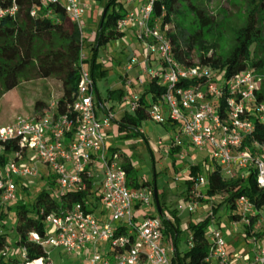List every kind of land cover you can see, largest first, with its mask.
Masks as SVG:
<instances>
[{
  "label": "built area",
  "instance_id": "obj_1",
  "mask_svg": "<svg viewBox=\"0 0 264 264\" xmlns=\"http://www.w3.org/2000/svg\"><path fill=\"white\" fill-rule=\"evenodd\" d=\"M38 2L42 6L60 4L67 19L78 29L82 40L79 81L66 112L57 113L56 102L37 116H16L9 124L0 126V144L14 141L20 147L0 167V204L16 201L18 180L37 177V165L43 164L53 174L59 194L86 193L85 206L74 203L46 217L44 239L31 235L45 253V264H52L44 251L46 246L67 253H86V264H171L173 249L164 246V224L158 215L149 214L154 206L153 191L148 187L129 188L119 153L108 151L106 146L112 116H97L95 84L83 64L86 55L82 20L87 5L81 0ZM155 2L126 0L125 15L116 23V30L121 33L134 29L136 39L144 45L139 74L124 85L128 112L137 108L139 100V93L131 87L141 89L146 82H154L163 92L148 109L150 121L176 124L189 146L209 152L211 161L226 179L245 178L254 170L258 187L264 189V144L253 140L249 148H243L255 131V123L264 126V101L258 102L256 98L264 77L246 70L225 79L221 72L198 61L189 66L179 63L166 36L169 26L161 28L159 18L153 15ZM15 12L14 6L1 9L0 17ZM136 59H130L126 72ZM186 81L196 83L178 85ZM174 141L180 144L178 136ZM207 186V178L200 176L190 197L208 199L199 189ZM214 198L208 199L210 205ZM184 203L191 213L198 205L195 200ZM234 215L238 220L232 225H240L244 234L246 229L251 234L264 235V207L257 209L242 196L236 202ZM164 216L171 220L167 212ZM207 240L206 264H264V237L248 238L245 242L249 248L242 252H230L223 232L214 226L209 228Z\"/></svg>",
  "mask_w": 264,
  "mask_h": 264
},
{
  "label": "trees",
  "instance_id": "obj_2",
  "mask_svg": "<svg viewBox=\"0 0 264 264\" xmlns=\"http://www.w3.org/2000/svg\"><path fill=\"white\" fill-rule=\"evenodd\" d=\"M205 1L207 0H156L153 6V15L159 18L161 28L170 26L181 8H186L197 22V30L189 35L190 38L186 41L183 34L172 33L169 29L166 31L176 60L184 66L192 65L198 61V64L207 65L213 70L221 72L225 79L246 70H254L258 75L264 77V0H244L246 3L245 23L236 33L234 44L224 57L215 55V53L209 54L201 46L204 31L214 25V19L208 13ZM117 2L118 0H107L104 8V10L106 9L105 16L102 18L103 13L100 15L94 32L89 59V72L94 84L99 69V74L104 75V70H101L100 65L96 64L97 50L110 41L122 38L124 34L116 30V23L124 17L126 8L121 5L115 10ZM13 6L16 7L14 15L0 17V87L6 92L13 90L19 84L24 72L32 64H35L38 77L53 76L61 81L62 95L57 101V113L62 114L72 103L79 81L78 59L82 47L80 33L76 26L67 19L60 4L42 6L38 0H0V10ZM32 12L34 15H31ZM181 44L185 45V49H181ZM194 50L197 51V59L192 56ZM261 82L256 95L258 102L264 101V80ZM195 83L186 81L178 85L191 86ZM95 89L98 97V102L95 105L97 108L105 110L96 85ZM124 91L123 89L107 90L106 100L113 103L108 111L123 104L124 97L127 95V92ZM162 92L163 89L154 82H146L144 91L139 94L137 108L132 113L124 111L119 120L115 121L117 132L125 138L141 135L142 123L149 120L148 109L152 103L157 101ZM39 106L44 107L41 103H36V109ZM106 115H108L107 112ZM164 126L175 130L177 125L166 123ZM253 140L264 144V126L257 122L252 137L245 140L243 148H249ZM115 149L110 148L111 151H115ZM19 150L17 142L1 143L0 167L4 165L11 153ZM21 152L24 153L25 150H21ZM180 152L181 147L175 146L168 155L173 156ZM206 163H195L189 167L183 183L186 196L194 188ZM121 166L129 188L148 187L153 190L148 182L138 183L136 179L129 176L132 168L128 161ZM206 175L208 186L205 196L209 199L222 195L224 200L216 207L212 203V214L205 219L188 223L187 230L190 231V234L186 238L188 248L184 252H180L177 247L182 234L178 226L177 211L171 210L169 213L172 220H167L164 216L163 206L160 205L161 220L165 227L164 236L171 242L173 249L171 264H206L205 259L209 252L206 229L219 207L223 206L230 212L228 218L231 222L238 220L234 212L236 202L242 196L246 197L255 208L264 207V189L258 187L254 170L251 169L245 178L226 179L221 175L219 166L214 163L213 168L207 171ZM47 184H45L46 188L40 189L30 200L24 201L18 198L12 207L0 208V264H25L27 261L44 259L45 253L31 239V235H36L40 240L44 239L48 215L67 209L74 203L86 205L84 203L86 193L73 192L58 193L60 199L58 203L50 193L55 181ZM89 204L95 206L94 203ZM7 216H9V221L5 223ZM9 231L14 234L12 239ZM245 235L244 239L246 240L252 236L258 239L264 237L257 232L251 234L246 229Z\"/></svg>",
  "mask_w": 264,
  "mask_h": 264
},
{
  "label": "rangeland",
  "instance_id": "obj_3",
  "mask_svg": "<svg viewBox=\"0 0 264 264\" xmlns=\"http://www.w3.org/2000/svg\"><path fill=\"white\" fill-rule=\"evenodd\" d=\"M86 4L88 9L85 17L82 20V33L85 37L84 54H89L88 49L91 48L90 43H93L94 32L100 15L103 13L107 0H81ZM126 0H118L115 5L117 10L121 5H125ZM205 5L208 13L214 19V25L209 30L204 31L201 46L207 50L209 54L215 53L220 57L228 54L234 44L235 35L238 30L244 25L246 19V3L244 0H207ZM111 11V10H110ZM177 25L178 27H175ZM197 22L194 16L189 13L186 8H181L179 13L174 17L173 23L169 26V30L175 34H183L184 40L190 38L189 35L197 30ZM181 49H185V45L181 44ZM144 51V45L135 37V31L132 28L125 30L123 37L118 40H113L105 46L100 47L96 54V64H99L101 70H104V75L98 74L95 77V85L101 98L102 105L110 107L113 103L106 100L107 90H117L121 87L120 78L125 74L134 80L136 74L139 72V66L142 62L140 55ZM136 56L137 62L132 65L129 72L125 71V67L130 62V59ZM194 59L198 58L197 51L192 53ZM88 66L87 63H83ZM153 63H150L152 66ZM138 71V72H137ZM137 72V73H136ZM264 80V78H262ZM262 83V82H261ZM260 83V84H261ZM139 88L131 87L132 91H137ZM62 95L61 81L57 77L40 78L37 74V67L32 64L21 76L19 84L11 91H4L0 87V126L9 124L16 116H35L41 114L42 110L47 106L56 103ZM128 96L126 103H128ZM36 103H41L44 107L39 106L36 109ZM97 103L95 98V104ZM124 103L120 108H114L111 112L114 115L110 120V128L106 134V146L116 148L115 151L119 153L121 165L127 161L132 168L130 177L136 179L138 183L148 182L151 188L155 185L157 190L158 201L163 206L164 212L170 215L171 210L177 211L179 218V229L181 230V238L178 242V250L184 252L188 246L186 238L190 231L187 230L189 222H198L205 219L212 214V209L208 199H193L188 197V200H195L198 205L194 212H189L185 209L184 195V181L187 177L189 167L195 163H205L204 158L207 157L206 168L202 171L200 176L206 178V172L210 171L214 163L211 161L209 152L206 154L199 153L197 150L189 146L188 142L184 140L176 129L166 128L164 125L156 124L147 120L141 125V135L125 138L116 130V122L122 115L121 110L126 108ZM98 117L106 116L100 107H96ZM179 137V141L184 144L181 147L180 153H175L173 156L167 155L175 146L174 138ZM171 139H173L171 143ZM182 139V140H181ZM108 151L111 152L110 149ZM30 157L33 155L30 153ZM38 175L35 178L18 180L17 182V199L24 201L30 200L36 193L46 188V183L49 185L55 181L53 174L43 164L37 165ZM203 196H205L207 187L199 188ZM50 193L59 203L58 188L55 185L50 189ZM101 192L99 191L98 194ZM29 196H27V195ZM206 197V196H205ZM16 199V200H17ZM224 200L222 195L214 198L213 203L216 207ZM16 201L7 205L0 204L1 209L7 206L12 207ZM98 204V202H97ZM100 210V208H99ZM8 212V211H7ZM100 212V211H99ZM151 213L157 215L155 205L151 208ZM98 217L100 213L96 214ZM230 212L223 206L219 207L211 218L206 234L211 226L219 228L222 232H226L228 227ZM171 218V215H170ZM172 220V218H171ZM9 221L7 216L5 223ZM239 233L242 231L241 226L238 225ZM51 231V228H50ZM10 238L14 237L10 233ZM233 233V232H231ZM238 233V235H239ZM234 235V234H233ZM241 235V234H240ZM246 236V235H245ZM230 236L228 240L231 239ZM227 240V237L225 236ZM235 243L234 250L236 252L247 251L249 245L244 241L242 235ZM248 239V238H247ZM227 240V241H228ZM164 246L171 248L172 244L164 236ZM45 252L48 253V258L52 264H86V253L77 254L76 252L67 253L61 248L45 247ZM22 260H24L22 258ZM25 264H45L42 259L27 261Z\"/></svg>",
  "mask_w": 264,
  "mask_h": 264
},
{
  "label": "crops",
  "instance_id": "obj_4",
  "mask_svg": "<svg viewBox=\"0 0 264 264\" xmlns=\"http://www.w3.org/2000/svg\"><path fill=\"white\" fill-rule=\"evenodd\" d=\"M91 44L92 43H90V46H91ZM88 51H89V54H85L86 55V63H87V65H89L90 66V63H89V59H90V57H91V48H89L88 49ZM140 57H141V55H140ZM87 68L89 69V67L87 66ZM138 72V71H137ZM136 72V73H137ZM138 74H139V72L136 74V77L138 76ZM126 76H127V78H129L128 77V75H123L121 78H120V80H121V87L119 88V89H123V91L125 90V88H124V85H125V79H126ZM144 91V86L141 88V89H138V91H136V92H138L139 94H141L142 92ZM125 92V91H124ZM126 98H127V95H125V97H124V102H123V104L124 103H126ZM122 104V105H123ZM121 105V106H122ZM126 105H128V103H126ZM120 106V107H121ZM120 107H118V109H121ZM108 108L109 107H105V110H103V113L104 114H106V112L109 114V115H111L112 116V118H113V114H112V112L111 111H108ZM124 111H128L127 110V106H126V108H123V110H121V112L120 113H123ZM103 117V116H102ZM99 118H101V117H99ZM166 127V126H165ZM166 128H169V127H166ZM107 133H108V130L106 131ZM140 132H141V129H140ZM177 132H178V129H177ZM175 137H177V136H175ZM175 139V138H174ZM184 139V138H183ZM182 140V139H181ZM184 140H186V139H184ZM171 141V143H172V141H173V139H171L170 140ZM183 144H184V142L183 141H180V144L179 145H176V144H174V146H180V147H182L183 146ZM109 148H112V147H109ZM199 152V151H198ZM199 153H202V154H206V151H201V152H199ZM168 155V154H167ZM207 156V155H206ZM205 156V158H204V161H206L207 160V157ZM206 163V162H205ZM206 168H208L209 169V166H208V164L206 163V165H205V169ZM184 191H185V188H184ZM185 195V194H184ZM185 197H186V195H185ZM188 197H190V192L188 193V196H187V198H185V200L187 199L188 200ZM151 213V212H150ZM231 232H233V233H231ZM238 233H239V230H238V227H234L233 225H232V222L230 221L229 223H228V227L226 228V232H223V235H224V238H225V236L227 237V240H228V237H230V236H233V237H231V239L230 240H226L225 239V241H226V244H227V248H228V250L230 251V252H236L235 250H234V248L236 247L235 246V243L239 240L238 238L242 235V237H243V239H244V236H245V234H244V232L243 231H241L240 233H239V235H238ZM234 234V235H233ZM241 234V235H240Z\"/></svg>",
  "mask_w": 264,
  "mask_h": 264
},
{
  "label": "water",
  "instance_id": "obj_5",
  "mask_svg": "<svg viewBox=\"0 0 264 264\" xmlns=\"http://www.w3.org/2000/svg\"><path fill=\"white\" fill-rule=\"evenodd\" d=\"M105 12H106V9L103 11L102 18H104ZM96 101L98 102L97 95H96ZM152 191H153V200H154V205H155V208H156V211H157V215L161 218L162 217V210H161V207H160V204H159V201H158L157 190H156L155 185L153 186V190Z\"/></svg>",
  "mask_w": 264,
  "mask_h": 264
}]
</instances>
